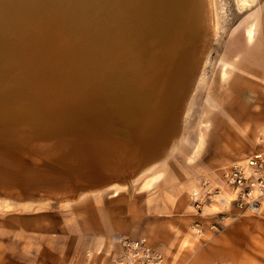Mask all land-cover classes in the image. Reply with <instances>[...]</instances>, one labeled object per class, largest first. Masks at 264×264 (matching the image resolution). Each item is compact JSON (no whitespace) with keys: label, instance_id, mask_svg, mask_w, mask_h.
<instances>
[{"label":"rangeland","instance_id":"obj_1","mask_svg":"<svg viewBox=\"0 0 264 264\" xmlns=\"http://www.w3.org/2000/svg\"><path fill=\"white\" fill-rule=\"evenodd\" d=\"M212 1L218 27L210 37L203 34L201 76L185 105V90L177 95L170 128L160 130L156 142L149 145L137 134V154L120 143L116 150L107 145L112 152L107 148L101 155L99 148L86 149L89 141L82 133L88 130L79 127L82 120L56 117L35 125L16 114L15 106L7 117L0 113L1 248L5 243L11 249L33 247L53 236L85 254L87 262L96 259L101 246L96 254L109 263L121 253L122 237H147L165 253L167 264H264V203L259 214H237L223 181L232 165L264 152V0ZM251 24L252 40L246 31ZM227 68L232 71L224 78ZM69 112L82 115L86 109L77 105ZM5 118L12 119L7 121L11 128L18 121L9 134L4 133ZM201 132L206 143L196 153ZM117 133L104 138L127 139L126 133ZM150 178L151 185L143 188ZM195 192L203 199L202 210L195 206ZM23 219L30 233L41 234L38 238L21 236ZM214 224L219 231L212 229Z\"/></svg>","mask_w":264,"mask_h":264},{"label":"bare ground","instance_id":"obj_2","mask_svg":"<svg viewBox=\"0 0 264 264\" xmlns=\"http://www.w3.org/2000/svg\"><path fill=\"white\" fill-rule=\"evenodd\" d=\"M217 27L212 0H0V113L7 117L15 106L16 114L35 125L56 117L82 120L86 149L107 153V145L113 150L120 143L137 154V134L149 145L156 142V134L170 128L177 95L185 90L183 104L188 102L201 76L203 34L210 37ZM246 31L254 39V24ZM77 105L86 112L73 116L69 109ZM9 118L6 134L20 120L13 118L11 128ZM114 128L127 139L110 138ZM200 134L196 153L206 143V134ZM152 182L146 180L143 188Z\"/></svg>","mask_w":264,"mask_h":264},{"label":"built area","instance_id":"obj_3","mask_svg":"<svg viewBox=\"0 0 264 264\" xmlns=\"http://www.w3.org/2000/svg\"><path fill=\"white\" fill-rule=\"evenodd\" d=\"M223 181L229 196L228 203L237 210V214H259L264 203V152L251 154L232 165L223 174ZM193 199L196 208L202 210L204 202L199 192L194 193ZM196 228L203 233L200 223ZM212 229L219 231L215 224ZM120 242L122 251L109 264H167L165 253L147 237H122Z\"/></svg>","mask_w":264,"mask_h":264},{"label":"crops","instance_id":"obj_4","mask_svg":"<svg viewBox=\"0 0 264 264\" xmlns=\"http://www.w3.org/2000/svg\"><path fill=\"white\" fill-rule=\"evenodd\" d=\"M158 178V177H157ZM227 193V191H225ZM27 222V223H26ZM23 223L21 229V236L25 239H29L30 236L39 237L41 234L30 233L28 227V221ZM26 223V224H25ZM30 234V235H29ZM42 242L36 243L35 246L30 247L25 245H12L7 243L3 244L1 248L0 244V264H109V258H105L104 255H97L96 252L101 250V246L94 252V258L92 262L86 261V255L77 251L72 246H64L60 243V240L53 236H45L42 238ZM103 248V247H102ZM104 254L109 252V248L103 249ZM101 251V252H103ZM100 252V251H99ZM108 255V254H107ZM108 257V256H107ZM104 259V260H103ZM106 259V260H105Z\"/></svg>","mask_w":264,"mask_h":264}]
</instances>
